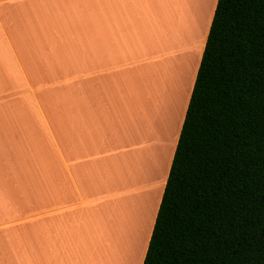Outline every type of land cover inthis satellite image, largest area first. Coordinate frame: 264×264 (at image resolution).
<instances>
[{
    "label": "crops",
    "instance_id": "0c3cea01",
    "mask_svg": "<svg viewBox=\"0 0 264 264\" xmlns=\"http://www.w3.org/2000/svg\"><path fill=\"white\" fill-rule=\"evenodd\" d=\"M216 2L0 0V264L143 263Z\"/></svg>",
    "mask_w": 264,
    "mask_h": 264
},
{
    "label": "trees",
    "instance_id": "16d2710c",
    "mask_svg": "<svg viewBox=\"0 0 264 264\" xmlns=\"http://www.w3.org/2000/svg\"><path fill=\"white\" fill-rule=\"evenodd\" d=\"M142 264H264V0H217Z\"/></svg>",
    "mask_w": 264,
    "mask_h": 264
},
{
    "label": "bare ground",
    "instance_id": "6f19581e",
    "mask_svg": "<svg viewBox=\"0 0 264 264\" xmlns=\"http://www.w3.org/2000/svg\"><path fill=\"white\" fill-rule=\"evenodd\" d=\"M175 46H176V45H175ZM174 49H175V47H174ZM155 85H156V87H158L157 84H155ZM159 87H160V86H159ZM163 97H164V94H163ZM159 99H160V98H159ZM162 100H164V99H162ZM161 102H162V101L157 102V103H158V106H160L159 103H160L161 105L163 104V103H161ZM160 107H161V106H160ZM159 111H160V109H159ZM139 246H140V245H139Z\"/></svg>",
    "mask_w": 264,
    "mask_h": 264
}]
</instances>
